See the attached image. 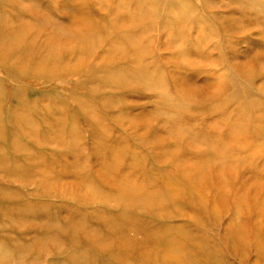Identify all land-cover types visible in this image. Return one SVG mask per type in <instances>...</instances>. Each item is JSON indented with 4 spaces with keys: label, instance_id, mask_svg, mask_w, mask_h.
Returning a JSON list of instances; mask_svg holds the SVG:
<instances>
[{
    "label": "rangeland",
    "instance_id": "obj_1",
    "mask_svg": "<svg viewBox=\"0 0 264 264\" xmlns=\"http://www.w3.org/2000/svg\"><path fill=\"white\" fill-rule=\"evenodd\" d=\"M5 45L0 252L264 264V0H0Z\"/></svg>",
    "mask_w": 264,
    "mask_h": 264
},
{
    "label": "bare ground",
    "instance_id": "obj_2",
    "mask_svg": "<svg viewBox=\"0 0 264 264\" xmlns=\"http://www.w3.org/2000/svg\"><path fill=\"white\" fill-rule=\"evenodd\" d=\"M24 29H26V28H24ZM23 37H20L19 39H22ZM54 40V39H53ZM20 41V40H19ZM27 48H28V46L26 45V49H24V50H21V53H20V55H19V50L15 53V55L13 56V58H12V64H17V67H15L13 70H16V73L15 74H17V76H21V74H24L25 73V71H26V69H27V66L25 65L26 63V61L28 62V57H27V53H26V51H27ZM0 50L2 51V57L3 56H5L7 53H8V48H7V46L5 45V46H0ZM49 51V50H48ZM9 54V53H8ZM48 55H49V52H48ZM51 57V56H50ZM49 59V58H48ZM48 59H47V57H43V58H41L39 61H38V67L42 70V71H44L45 70V67H46V64H47V61H48ZM36 65V66H37ZM10 70H11V68H10ZM42 71H41V74H42ZM11 74L14 76L15 74H13L12 72H11ZM145 80V79H144ZM217 88V87H216ZM17 112H15V113H13L12 114V116L16 119V118H18L19 120L20 119H22V116L20 115V114H16ZM17 119V120H18ZM212 154V153H211ZM179 157V156H178ZM177 160V159H176ZM170 162V161H169ZM213 163V162H212ZM174 165V164H173ZM130 181V180H129ZM123 182V181H122ZM127 184V183H126ZM186 186V185H185ZM145 187V186H144ZM129 189V188H128ZM131 190V189H130ZM134 190V189H133ZM94 192V191H93ZM159 192V191H158ZM95 193V192H94ZM140 193V192H139ZM158 194V193H157ZM156 194V195H157ZM162 194V193H161ZM138 195V194H137ZM7 196V195H6ZM135 196V195H134ZM133 196V197H134ZM147 196V195H146ZM136 197V196H135ZM152 197V196H151ZM158 197V196H157ZM141 198V197H140ZM139 198V199H140ZM154 198V197H153ZM134 199V198H133ZM152 199V198H151ZM155 199V198H154ZM165 199V198H164ZM159 200H160V198H159ZM151 201V200H150ZM153 202V201H152ZM146 203V202H145ZM144 203V204H145ZM83 206V205H82ZM146 206V205H145ZM74 210V209H73ZM79 210V209H78ZM77 211V210H76ZM69 212V211H68ZM74 212H75V210H74ZM77 213V212H76ZM70 215V214H69ZM72 217V216H71ZM75 219H77V218H75ZM45 220V219H44ZM84 220V219H83ZM82 220V221H83ZM51 221V220H50ZM67 221V220H66ZM80 221V220H79ZM78 221V222H79ZM55 222V221H54ZM53 222V223H54ZM70 222V221H69ZM44 223V222H43ZM55 224V223H54ZM105 224V228H106V230L109 232V233H111V232H113V230L115 229V227L117 228V230H118V228L120 227V226H118V223H113V224H107V222L106 223H104ZM103 224V225H104ZM50 225V224H49ZM70 225H71V223H70ZM69 225V226H70ZM76 225V224H75ZM55 226V225H54ZM71 226H73V225H71ZM45 227H46V225H45ZM60 227H62V226H60ZM104 228V229H105ZM60 229H62V228H60ZM131 229H133L131 232H129V233H127V235L125 234V236L126 237H129L130 236V234H139L140 235V237H139V243L141 244L138 248H139V250H138V254H139V256L140 257H142V259H147V260H154V259H156V260H154L155 262L156 261H158L157 263L158 264H161V262L163 263V264H172V262L174 263V261L175 260H178L181 256H179V255H177L176 254V252H177V250H178V248H181L179 245H177L176 243H174V244H170L169 246H167V247H165V248H163V250L164 251H162L161 253H156L155 251H154V256L152 257V255H151V251H147V247L149 246V244L150 245H152V246H155L156 247V245H155V243H156V241L155 240H153V238H152V235H156V236H159L157 233H153V234H145V232H141V231H144L143 230V228H136V227H133V228H131ZM176 229V228H175ZM119 231V230H118ZM106 232V231H105ZM71 236V234L70 235H68V238ZM98 236H100V235H98ZM135 236V235H134ZM44 237V236H43ZM42 237V238H43ZM100 237H104V236H100ZM105 238V237H104ZM104 238H100V239H104ZM126 239V238H125ZM155 239V238H154ZM169 239V238H168ZM166 240V239H165ZM48 241L50 242V243H52V244H56V242H55V240L53 239L52 241L51 240H49L48 239ZM93 241V240H92ZM127 242H128V240H127ZM155 242V243H154ZM36 243H40V245H42V239L40 238V240H38ZM92 244H93V248H94V242H91ZM128 245V244H127ZM129 245H130V243H129ZM45 246V245H44ZM48 246V245H47ZM27 249V248H26ZM25 249V247L24 246H21V247H19L18 248V251H19V253L18 254H24V255H27V254H31V253H28V251ZM154 250V249H153ZM157 250V249H156ZM38 251H41V253H42V246L37 250V252ZM147 253H146V252ZM184 253V252H183ZM187 254V253H186ZM184 255V254H183ZM40 256V255H39ZM165 256H167L168 257V261H160L162 258H164ZM13 257H17V261H15V264H23V260L20 258V256L19 255H11V253H8V252H0V264H9L10 263V261H11V259L13 258ZM34 257L35 258H37V255L35 254L34 255ZM133 258H135V257H133ZM184 260H186V256L184 255L183 257H182ZM123 260V259H122ZM67 261V262H66ZM65 262H66V264H79L78 263V261L76 260V257H75V255H74V253L73 252H71V253H69L68 254V256H67V260H66ZM145 261V260H144ZM104 263H106V262H104ZM65 264V263H64Z\"/></svg>",
    "mask_w": 264,
    "mask_h": 264
}]
</instances>
